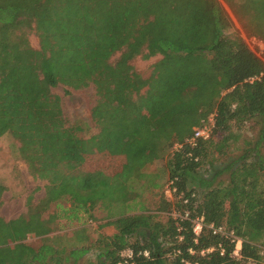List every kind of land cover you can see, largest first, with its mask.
Segmentation results:
<instances>
[{
  "label": "trees",
  "instance_id": "16d2710c",
  "mask_svg": "<svg viewBox=\"0 0 264 264\" xmlns=\"http://www.w3.org/2000/svg\"><path fill=\"white\" fill-rule=\"evenodd\" d=\"M222 2L246 10L250 32L264 40V0ZM229 28L218 0H0V138L16 139L29 174L47 183L44 198L26 215L8 221L0 216V264H62L69 258L76 264L86 249L67 253L43 238L54 217L43 219L42 212L65 199L67 218L83 212L92 219L98 207L111 218L97 264L260 261L264 62L240 38L229 37ZM32 32L37 49L27 39ZM118 52L115 66L109 64ZM138 52L161 57L148 81L126 75ZM91 83L99 98L92 117L101 127L83 139L82 129L64 119L51 89L80 90ZM143 88L134 121L122 120L132 106L127 93ZM120 104L125 106L116 108ZM210 115V138L188 145ZM252 119L260 125L258 138L210 177L198 175L210 156L225 155L229 141H237L232 128ZM114 150L120 157L112 160ZM167 150V183L174 189L172 199L162 196L167 222H154L144 212L125 214L122 208L134 198L131 183L147 179L150 165ZM97 160L103 161L100 169ZM226 172L228 181L215 185ZM3 191L0 185V198ZM133 235L141 241L129 243ZM30 236L41 237L37 247L26 244Z\"/></svg>",
  "mask_w": 264,
  "mask_h": 264
},
{
  "label": "rangeland",
  "instance_id": "374dc122",
  "mask_svg": "<svg viewBox=\"0 0 264 264\" xmlns=\"http://www.w3.org/2000/svg\"><path fill=\"white\" fill-rule=\"evenodd\" d=\"M218 1L230 21V28L226 34L229 37L240 38L264 62V40L250 32L251 18L247 11L241 8L238 3L233 8H229L222 0ZM27 39L32 48H38V39L33 32L27 35ZM121 53H115L109 59V64L115 66ZM160 58V56H154L146 59L143 58V52H138L130 57L126 75L130 77L137 76L144 81H148L153 76L154 66ZM51 93L60 99L61 111L66 122L71 126H79L82 129L79 135L83 139H89L99 133V126L101 127V125L95 122L92 117V110L96 107L99 99L94 84L91 83L88 87L80 90L58 85L51 89ZM145 93L146 88L141 89L139 92L129 91L127 93V104L132 103V106L124 111L121 116L122 120L129 123L134 121L137 110L135 100L139 96L143 97ZM122 106L125 105L120 104L116 108ZM259 129L260 125L257 119L245 122L240 128L233 127L234 135L238 136L237 141H229L225 155L217 156L215 159L210 156L197 174L207 178L215 170L230 164L242 153L247 142L258 138ZM19 146L18 141L10 134L0 138V185L4 187L0 198V216L6 221L26 215L29 207L37 205L44 198V187L47 184L45 181L37 180L29 174L26 164L19 156ZM123 146L124 144L120 145L119 148H123ZM169 153L170 150H167L160 159L150 165L147 179L131 183L130 188L134 198L125 205L126 207L122 208L125 210V214L134 215L144 212L150 214L154 222L162 225L167 222L170 213L163 210L162 196L166 198L168 196L166 194L168 186L166 162L169 159ZM260 153L264 159V143L260 148ZM117 155L118 150L109 157L115 160L120 157ZM103 165V161L97 160L94 166L96 169H100ZM228 177V172L222 173L214 182L215 185L219 182H227ZM153 184L156 187H153ZM69 209L70 201L65 199L58 203H52L46 211L42 212L43 219L51 220L50 218L54 217L48 223L51 232L43 238L49 239V241H46L48 244L64 247L67 253L75 247L86 249L87 251L79 256L76 264H97V256L104 247L105 237L111 234V230L105 229V223L111 221V218L107 217L108 212L98 207L93 212L92 219L83 212L79 213L78 219H71L67 218L71 214ZM119 210V208H116L114 217L118 215ZM40 238L30 236L26 240V244L37 247ZM136 241H141L138 235L129 238L131 244ZM170 245L169 243L168 246ZM260 256L259 262L248 261L245 264H264V246L261 247ZM62 264H74V259L69 258Z\"/></svg>",
  "mask_w": 264,
  "mask_h": 264
},
{
  "label": "built area",
  "instance_id": "2783aa9c",
  "mask_svg": "<svg viewBox=\"0 0 264 264\" xmlns=\"http://www.w3.org/2000/svg\"><path fill=\"white\" fill-rule=\"evenodd\" d=\"M213 127H214L213 116L210 115L207 121L203 122L201 126L193 130V134L185 142L192 147L196 146L198 141L200 140L204 141L210 138ZM177 147L178 146H175V148ZM171 185L172 183H169L167 186V190H166V194H168L167 198H169V200L172 199V193L174 192V189L170 188ZM200 229H201V220L194 222L193 232L196 235H198L200 232ZM218 231L220 232L221 229H218ZM239 244H240V241H237L235 251H234V254L236 256L238 255L239 250H240Z\"/></svg>",
  "mask_w": 264,
  "mask_h": 264
}]
</instances>
